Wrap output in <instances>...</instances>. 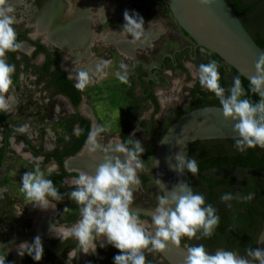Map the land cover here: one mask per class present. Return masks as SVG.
I'll use <instances>...</instances> for the list:
<instances>
[{"label":"flooded vegetation","instance_id":"obj_1","mask_svg":"<svg viewBox=\"0 0 264 264\" xmlns=\"http://www.w3.org/2000/svg\"><path fill=\"white\" fill-rule=\"evenodd\" d=\"M7 2L15 6L24 2V16L19 20L22 24L16 21L14 25L18 40L23 42V46L19 51L7 54L8 62L14 64L16 68L12 77L13 88L9 93L14 98V108L10 112H0V170L6 169L23 156L28 162H33L34 157H41L40 167L46 170L45 177L55 180V185L64 195V199L57 203L55 208L47 210L27 204L28 202H16L10 194L6 196L4 193L8 191L6 185L17 181L21 176L15 179L6 171L1 173L0 254L7 257L6 264H65L43 241L44 255L41 261H35L27 253L23 257L18 254V246L22 242L32 243L34 238L39 236L56 249L66 264H110L108 260L110 255H119L120 251L108 245L106 239L97 242L95 253L85 254L78 250L75 239L62 241L50 231L53 224L57 228L71 227L79 219L78 206L68 198L67 193L73 190L72 181L80 172H87V168L92 171L90 166L86 168L68 165L70 160H76L84 153L90 144L88 138L92 132V114L82 104L83 89L77 88L80 73L88 75L85 87L93 88L99 85L105 73L109 71L103 65L107 64L105 62L112 65L114 50L120 53L122 60L126 59L127 55L131 56L127 65L122 64L125 65L122 75L127 77L126 83L122 81L119 83L123 84V89H115L110 83L104 85L107 96L121 94L127 100L116 120L118 128L116 136L110 138L105 148L97 145L99 150L104 152V149L110 148L112 142L126 143L130 138L135 140L131 133L135 127H146L147 132L148 124L152 120L148 122L141 118L143 103L147 101L157 109L159 103L156 88L165 84L169 76L175 72L189 78L191 76L189 64L198 71L199 65L206 64L212 52L195 45L178 23L181 36L187 41L179 46H173L174 39L170 31L173 32L171 26L175 19L168 5L162 0H22V2L7 0ZM13 9L14 12L20 11L19 8ZM126 11L134 18L137 14L143 18L144 28L138 30L139 37L124 28ZM72 49L74 53L72 52L71 59L76 62H73L74 66L67 71L62 62L63 55ZM140 54L146 57L140 58ZM198 82L197 76L189 86L190 100L188 106L182 107L183 109L195 104L198 93L195 88L200 87ZM26 96L32 97L31 102L34 100L38 104L40 112L38 119H43L41 114L46 108L44 106L48 102H55L53 101L55 98L67 107L66 112L55 110L60 115L55 114L54 120L51 121L50 128L54 136L50 145L44 140L46 128L40 120H37V123L41 125L37 126L39 129L35 130L32 137L27 134L31 129L28 121H13L15 116H19L18 110L29 107L30 99H26ZM120 118L125 120L121 123ZM86 125L88 133L80 144L81 133L76 135L74 128L84 130ZM9 154L12 157L7 161ZM95 163L97 165L99 161L96 160ZM22 170L30 171L24 167ZM139 177L141 180L142 174H139ZM65 207L70 211L64 212ZM137 214L140 218L148 219L143 214ZM20 216H23V219H19ZM145 254L155 259L161 257L159 253ZM164 263L168 262L164 260ZM153 264H156L155 261Z\"/></svg>","mask_w":264,"mask_h":264},{"label":"clouds","instance_id":"obj_2","mask_svg":"<svg viewBox=\"0 0 264 264\" xmlns=\"http://www.w3.org/2000/svg\"><path fill=\"white\" fill-rule=\"evenodd\" d=\"M211 2L199 0L205 6ZM13 12L7 0H0V112H10L14 108V98L9 93L13 88L12 77L16 68L8 62L7 54L17 52L23 46L14 27L16 19ZM124 19V28L139 37L138 30L144 28L143 18L138 14L134 18L126 11ZM219 67L216 60L199 65L198 79L201 87L218 99L224 119L236 122L232 130L238 134L234 137L238 151L245 152L256 147L264 149V53L256 61V75L248 77L247 90L240 76L234 77L230 88L222 87ZM117 76L122 82H127L125 75L117 73ZM87 83V73L81 72L77 88L83 89ZM249 93L257 99L253 101ZM81 131L78 127L74 128L76 135ZM94 136L95 132L89 134V143ZM165 142L161 140V143ZM185 143L183 138L177 140L181 147ZM144 152L142 142L131 138L126 143H117L114 147L104 149L102 162L96 166L94 173L80 172L72 181L73 190L67 193L68 198L78 206L79 219L71 227L57 228L53 224L50 231L62 241L75 239L78 250L85 254L95 253L97 242L106 239L108 245L120 251L114 257V264H148L145 253L164 252L169 245L179 248L183 238H210L219 226L220 217L212 205L206 204L203 194L195 192L190 184L182 180L171 190L159 181L163 195L158 197L155 214L152 216L155 231L146 229L145 222L132 209L134 190L141 184L139 172L144 167L141 158ZM41 160V157L33 158L34 170L23 174L21 191L27 204L47 210L62 202L64 195L52 179L45 177L40 167ZM169 167L179 175H183L185 169L194 176L199 173L197 161L186 157L183 151L169 159ZM233 199L247 201L252 196L234 197L230 193L221 196L223 202ZM69 211L65 207L64 212ZM184 249L187 252L185 264H264V249L260 247L245 249L246 256L224 249L210 253L203 244H185ZM25 253L37 262L42 260L44 247L39 236L32 243L22 242L18 246V254L23 257ZM6 260L7 257L0 254V264H6Z\"/></svg>","mask_w":264,"mask_h":264},{"label":"trees","instance_id":"obj_3","mask_svg":"<svg viewBox=\"0 0 264 264\" xmlns=\"http://www.w3.org/2000/svg\"><path fill=\"white\" fill-rule=\"evenodd\" d=\"M227 1L254 40L264 48V0ZM184 33L187 34L185 31ZM211 60L219 62L222 87L230 88L234 77L240 76L245 89H248L249 80L226 64L217 54L212 52L206 62ZM198 86L201 87L199 82ZM200 87L195 88L198 91L195 104L184 109L176 107L174 116L168 119L165 129L180 114L199 106L198 104H219L213 93L204 90V88L200 89ZM249 98L253 101L257 99L251 93H249ZM124 120L125 118H120L121 123ZM164 130H159L154 122L150 121L147 134L158 140ZM87 133L86 125L79 135L80 144ZM189 158L197 161L199 173L194 176L188 171L187 183L193 187L195 192L205 196L206 204H210L216 209L220 223L210 238L191 240L183 238L181 243L203 244L210 253H215L217 249H224L243 255L246 254L245 249L256 248L257 235L264 226V149L256 147L240 152L235 147L234 138L203 139L190 143ZM51 179L55 183V180ZM141 181L145 182L143 175ZM225 193H230L234 197L250 194L252 199L247 201L233 199L223 202L221 196ZM116 255H110V259H108L110 264H114ZM154 259L155 257H147L148 264H153Z\"/></svg>","mask_w":264,"mask_h":264},{"label":"water","instance_id":"obj_4","mask_svg":"<svg viewBox=\"0 0 264 264\" xmlns=\"http://www.w3.org/2000/svg\"><path fill=\"white\" fill-rule=\"evenodd\" d=\"M162 1L168 5L178 25L195 45L217 54L247 79L256 75L255 64L258 56L264 53V48L254 40L227 0H212L207 6L201 5L199 0ZM235 123L224 119L220 104L199 105L175 118L157 140L154 151V175L161 195L163 188L159 181L171 190L181 180L185 183L188 180L187 169L183 175L170 169L171 157L183 151L189 158L190 143L196 140L234 138L238 135L232 130ZM182 138L186 141L183 147L177 144V140ZM163 139L165 143H161ZM172 162L175 163L174 160ZM157 203L158 200L153 207L132 206L133 211L148 217L149 231L153 232L152 216ZM41 240L66 264L56 249L44 239ZM184 245L181 243L179 248L169 245L166 251L159 254L169 264H185L187 252ZM256 247L264 249V226L257 235Z\"/></svg>","mask_w":264,"mask_h":264},{"label":"rangeland","instance_id":"obj_5","mask_svg":"<svg viewBox=\"0 0 264 264\" xmlns=\"http://www.w3.org/2000/svg\"><path fill=\"white\" fill-rule=\"evenodd\" d=\"M22 2V0H21ZM24 3V2H23ZM23 3L20 5H13L11 2H7L10 6L13 8H19L20 11L13 12V15L16 19V21H19L24 15V8ZM23 9V11H22ZM167 16L171 19V17L167 14ZM172 20V19H171ZM174 24L171 26V35L174 39L173 46H179L182 44V42L187 41L185 38L181 36V32L179 29V26L177 25V22L173 20ZM19 23L22 24V21H19ZM193 41V40H192ZM190 41L191 44L193 42ZM103 50V49H102ZM145 49H142L144 51ZM73 49L70 50V52L63 55V66L64 68L69 71L72 66H74L73 59H71ZM74 53V52H73ZM144 53V52H142ZM161 53V52H160ZM158 54V58L159 55ZM113 57L111 58V66L110 63L107 62V64L103 65L106 66L109 71L105 73L104 79H102L99 82V85L95 87H84L83 88V100L82 104L85 105L89 112L92 114V132H95L94 140L95 143L99 147L103 146L105 148L106 143H109L110 138L115 137L117 133V125L116 120L121 114L122 106L127 102L126 98L123 95H117V96H107L105 94L106 90L104 85H108L109 83L114 86L115 89L120 88V90L123 89V84L119 83L121 80L117 76V73H122L125 71L123 68L125 65H127L128 60L130 59V55H127V58H123L120 55V53L114 52L112 53ZM134 56V55H133ZM132 56V57H133ZM143 56V57H142ZM140 58H145L146 56L143 54H140ZM81 61V60H79ZM123 61V62H122ZM125 63V65H122ZM208 63V62H207ZM148 65V63L146 64ZM145 65V66H146ZM147 67V66H146ZM190 68V74L191 76L184 77L183 75L179 74L178 72H175L172 76H169V80L165 83L156 88V95L158 99L159 106L158 108H154L153 105L149 102L143 103V109L141 112V118L143 120H149L151 119L154 121L155 126L159 130H164L167 126L168 119L170 117L174 116V110L176 107H186L190 100L189 95V86L194 82V80L198 76V71L193 67L192 64H189ZM117 84V86H116ZM90 88V89H89ZM206 90V89H204ZM26 99H30L29 101V107L23 108L19 111V116H15L13 118V121H28L30 123L31 129L30 131H27V134L32 137L34 135L35 130L38 131L40 123H37V120H40L42 125L44 124L46 128V133L44 140L46 141V144L50 145V141H52V137L54 136L52 128H50L51 121L54 120V115L56 114L59 116V112H66L67 107L58 99H54L53 103L48 102L46 104V108H44L41 114V117L43 119H38L39 115V108L37 107L38 104L35 103V101H32V97H25ZM27 101V100H26ZM55 110H58L59 112H56ZM56 116V117H57ZM52 117V118H51ZM47 120V121H46ZM132 135L134 139H138L142 142L145 152L143 156L141 157L143 160L144 167L139 172V174H142L145 178V182L142 183V185L139 186L138 189L134 190V206H142V207H153L155 203L158 200V197L161 195L160 189L156 183L155 175H154V151L155 146L157 143V139H153L148 136L146 132V127H135L132 130ZM109 138V139H107ZM107 139V140H105ZM12 155H8V159H11ZM30 169V171L34 170V164L33 162L26 161V157L23 156V158H19L16 160V162H13L9 166L6 167V169L0 170V174L6 171L10 176L13 178H18V176H21L17 181L11 182L10 184H7L8 191L4 194L11 195L16 202H28L25 199L24 193L21 191V182H22V176L25 172H23L22 168ZM42 172L44 173L46 170H43L41 168ZM19 219H23V216H20ZM145 222V227L149 231V219L147 218H140ZM150 254V253H148ZM242 256H246V254H243ZM156 264H165L163 258L158 257L157 259H154Z\"/></svg>","mask_w":264,"mask_h":264},{"label":"bare ground","instance_id":"obj_6","mask_svg":"<svg viewBox=\"0 0 264 264\" xmlns=\"http://www.w3.org/2000/svg\"><path fill=\"white\" fill-rule=\"evenodd\" d=\"M71 36H73V35H71ZM116 144L117 143L112 142V143H110V147H114ZM104 154H105L104 152H102V151L99 150L97 144L95 143V140H93L87 146V148L85 149L84 153L79 158H77L76 160H70L68 162V165L69 166H77V165L79 166L80 165V166H83V167L86 166V168H87V166H90L91 169H92V171L88 170V168H87V172L90 173V174H92V173H94V170H95L96 166L98 165V164L96 165V163H95L96 160H98L99 163H100L102 161V159H103ZM88 157L89 158L91 157L90 158V159H92L91 160L92 161L91 163L89 162V158Z\"/></svg>","mask_w":264,"mask_h":264}]
</instances>
